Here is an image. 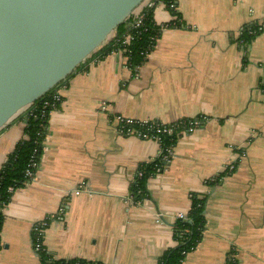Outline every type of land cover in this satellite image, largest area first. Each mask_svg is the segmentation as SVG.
<instances>
[{
  "label": "crops",
  "instance_id": "0c3cea01",
  "mask_svg": "<svg viewBox=\"0 0 264 264\" xmlns=\"http://www.w3.org/2000/svg\"><path fill=\"white\" fill-rule=\"evenodd\" d=\"M176 10L181 25L166 4L154 7L161 34L136 75L108 51L111 36L59 85L39 168L3 209L0 264H41L32 230L48 217L44 246L55 260L159 264L193 193L208 196L206 227L182 264H264V29L242 39L244 26L264 24V0H177ZM24 111L0 129V168L25 135ZM119 116L206 118L180 134L141 202L132 182L160 142L121 133Z\"/></svg>",
  "mask_w": 264,
  "mask_h": 264
},
{
  "label": "water",
  "instance_id": "95a60500",
  "mask_svg": "<svg viewBox=\"0 0 264 264\" xmlns=\"http://www.w3.org/2000/svg\"><path fill=\"white\" fill-rule=\"evenodd\" d=\"M145 0H0V129L66 80Z\"/></svg>",
  "mask_w": 264,
  "mask_h": 264
},
{
  "label": "trees",
  "instance_id": "16d2710c",
  "mask_svg": "<svg viewBox=\"0 0 264 264\" xmlns=\"http://www.w3.org/2000/svg\"><path fill=\"white\" fill-rule=\"evenodd\" d=\"M163 1L167 3V8L176 16V25H181V14L178 13L177 10L170 8V0ZM153 13L154 8L146 13L144 24L138 29H129V27H127V21L118 26L114 32L116 37L108 47V51L113 49L116 50L118 47H121L115 43L116 39L120 37L122 38L128 31L135 34V39L129 47L132 51L129 60V68L132 71V75H136L138 68L147 60L143 52L150 53L156 45L157 38L160 37L162 26L155 23ZM132 18L133 15L128 19L131 20ZM257 24V22H252L244 26L242 29V39L247 43H250L263 31V29L258 30ZM251 30H257V32L255 34H250L249 32ZM108 51L106 50V52ZM81 65L82 64H80L76 70ZM47 95L48 93L44 97ZM44 97L27 107L24 111V119L26 122L25 135L16 144L13 152L8 155L7 160L0 168V234L4 223L3 209L10 202L13 192L33 179L32 176L28 175L27 171L30 170L35 176V172L40 165L50 116L49 111L44 117L41 113V100ZM188 121H190V119H182L171 124H162L159 121L150 120V122L147 123V126L140 127L141 130L145 131L148 129L147 127L155 125L156 123H161L163 128L171 130V132L167 131L158 134L161 146L159 155L156 158L139 165L131 187V197L135 202H141L149 196L147 188L148 179L164 170L167 161L171 159V153L178 141L181 130ZM149 133L150 135L156 134L153 129L149 131ZM33 161L37 163L36 166L31 165ZM227 173L228 171L222 172L219 176L208 181V183L213 185L216 184V182H220ZM10 188H12V190H10ZM207 199V195L192 194V204L187 219L178 218L174 223V238L177 245L164 253L159 264H182L186 255L194 250L201 242L206 227L205 209ZM1 248L2 244L0 237V250ZM39 256L41 264L65 263L63 260L53 259L47 254L45 247L39 253ZM81 261L85 264H99L97 262ZM228 264H237V261H230Z\"/></svg>",
  "mask_w": 264,
  "mask_h": 264
},
{
  "label": "built area",
  "instance_id": "2783aa9c",
  "mask_svg": "<svg viewBox=\"0 0 264 264\" xmlns=\"http://www.w3.org/2000/svg\"><path fill=\"white\" fill-rule=\"evenodd\" d=\"M158 3H165L163 0H145L143 4L132 14L133 18L130 20H127V27L129 29H138L144 24V19L146 17V13L153 9L156 4ZM170 8L176 10L177 8V0H170L169 2ZM258 30L264 29V24L263 23H258ZM257 30H251L249 33L250 34H255ZM116 35L113 33L112 38H115ZM135 39V34L131 33V31H128L126 34L123 35V37L118 38L115 40V43L117 45H120L121 47H118L115 51L119 53L124 59H125V64L127 67H129L130 63V57L132 54L131 49H129L130 45L132 44L133 40ZM156 39V36H155ZM158 39V38H157ZM243 44L248 45V43L243 39ZM144 56L148 58L149 53L148 52H143ZM60 85V84H59ZM59 85L57 87L53 88L50 92H48V95L44 97L41 100V113L42 116L49 113H51L54 110L59 109L61 103H62V95L59 91ZM105 108V106H103ZM119 121V130L123 134L127 135H137L141 138H153L159 141V136L158 134L163 133V132H171V130H168L166 128H163L161 123H156L155 125L147 127L145 131L141 130L140 127L147 126V123L150 122V120L147 121H138L132 118H126V117H118ZM206 122L205 117H197L194 119H191L188 121L186 125L183 126L181 133H192L194 132L198 127L202 126ZM154 130L156 134L150 135L149 131ZM166 157V156H165ZM32 166H36V162L31 163ZM229 171H233L235 169V163H230L227 167ZM28 175L32 176L34 178V174L28 170L27 171ZM12 190V188H10ZM85 190L84 185H80L78 188H76L73 192L75 195H79L80 193ZM65 208L62 207L60 208L59 214L56 216V218H62V214L64 213ZM188 215H185L183 213L178 214V218L181 219H187ZM52 221L51 217H48L38 223H36L33 227L32 230V236H33V244H34V250L36 253H40L44 249V233L46 228L50 225ZM92 262V261H89ZM64 264H85L79 259L75 260H69L65 261ZM100 264V263H99Z\"/></svg>",
  "mask_w": 264,
  "mask_h": 264
},
{
  "label": "rangeland",
  "instance_id": "374dc122",
  "mask_svg": "<svg viewBox=\"0 0 264 264\" xmlns=\"http://www.w3.org/2000/svg\"><path fill=\"white\" fill-rule=\"evenodd\" d=\"M137 10V9H136ZM27 108H25V110H26Z\"/></svg>",
  "mask_w": 264,
  "mask_h": 264
}]
</instances>
